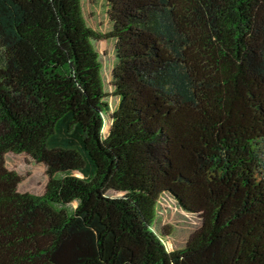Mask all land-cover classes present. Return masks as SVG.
I'll use <instances>...</instances> for the list:
<instances>
[{"label":"trees","instance_id":"obj_1","mask_svg":"<svg viewBox=\"0 0 264 264\" xmlns=\"http://www.w3.org/2000/svg\"><path fill=\"white\" fill-rule=\"evenodd\" d=\"M107 3L113 110L82 0H0V264H264V0ZM162 196L202 221L178 250Z\"/></svg>","mask_w":264,"mask_h":264},{"label":"rangeland","instance_id":"obj_2","mask_svg":"<svg viewBox=\"0 0 264 264\" xmlns=\"http://www.w3.org/2000/svg\"><path fill=\"white\" fill-rule=\"evenodd\" d=\"M82 14L87 26L94 31L92 44L99 55L102 64V79L106 97L104 99L113 110L118 100L112 96L113 71L116 66L115 40L108 39L107 35L112 30L109 20V6L107 0H82ZM103 136L107 135L110 127L109 115L105 117ZM6 167L22 177L18 191L41 195L44 192L47 176L44 164L34 162L30 157L21 154H8ZM264 165V155L262 157ZM108 195L119 196L109 192ZM77 206L73 203L66 207L70 212ZM156 221L153 229L160 234L168 251H174L185 247L191 235L200 228L201 218L197 214H191L180 209L176 202L168 196H162L157 205Z\"/></svg>","mask_w":264,"mask_h":264}]
</instances>
